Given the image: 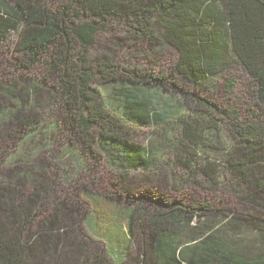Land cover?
I'll use <instances>...</instances> for the list:
<instances>
[{"label":"trees","instance_id":"1","mask_svg":"<svg viewBox=\"0 0 264 264\" xmlns=\"http://www.w3.org/2000/svg\"><path fill=\"white\" fill-rule=\"evenodd\" d=\"M113 23H123L135 40L173 47L178 54L173 74L194 92L179 88L175 80L166 82L162 75L120 67L106 55L91 58L97 33ZM9 35L16 37L15 72H4L13 80L0 79V90L14 104L0 106V141L11 140L25 148L32 140L34 151H39L55 141L62 123L71 137L64 154H73L77 163L85 165L102 161L95 149L105 150L121 177L131 172L149 174L159 156L164 159L167 146L181 152L177 162L185 169L191 170L197 159L206 161L199 171L208 183L223 184L235 201L239 194L244 205L262 209L255 208L260 216L253 218L249 210L241 213L228 205L214 209L201 202L192 208L176 199L166 200V194L138 192V188L125 190L128 206L124 207L113 196H104L109 216L116 220H97L94 213L89 217L90 227L97 223L94 233L104 243L100 252L108 262L101 264H122L136 233L149 239L142 241L140 264H264V0H0V46ZM233 67L245 72L251 86L246 113L201 96L205 85ZM18 69H39L40 77L26 74L17 83ZM233 82L225 81L226 94H232ZM96 83L118 85L112 91L124 110L122 117L104 104ZM49 95L55 98L47 105ZM174 95L189 101L195 111L187 112ZM56 104L63 112L59 120L47 123L42 114L28 116L30 108L43 110ZM129 122L159 132L157 138L169 124L181 125L183 133L178 140L165 135L163 142L150 140L141 147L128 142ZM68 157H57L61 163L65 159V172ZM215 158L226 161L223 181ZM33 168L24 167L13 180L0 182V207L5 204L9 219L0 220V264H40L38 253L62 264L56 262L62 257L58 246L65 249V236L70 237L72 230L65 218L47 217L44 231H31L46 202ZM36 184L30 194L25 192L27 185ZM156 193L161 198L154 200ZM133 197L140 203L132 204ZM193 219L196 224L191 225ZM27 230L32 237L24 241ZM54 237L59 243L53 246ZM181 238L193 242L180 249L176 244ZM82 251L72 250L71 256ZM60 252L69 256L66 250Z\"/></svg>","mask_w":264,"mask_h":264},{"label":"rangeland","instance_id":"2","mask_svg":"<svg viewBox=\"0 0 264 264\" xmlns=\"http://www.w3.org/2000/svg\"><path fill=\"white\" fill-rule=\"evenodd\" d=\"M15 43L16 37L9 35L8 39L0 46L1 80H13L12 78L9 79L6 77L4 72H15L13 68L15 63ZM102 55L109 56L113 63L120 67H136L142 71L162 75L163 78H166V82L175 80L179 88L194 92L190 85L183 83L176 74H173V68L178 61V54L173 47L165 45L164 43L154 47L148 42L135 40L132 31L126 28L123 23L110 24L106 30L97 33L95 44L90 49L89 56L95 58ZM26 74L40 77L39 69L29 72L18 69L16 71L15 81L21 83L19 77L25 76ZM228 79L234 81L231 95L226 94L224 89L225 81ZM45 85L49 87L52 84ZM94 86L99 89L104 104L110 110H113L115 116L122 117L124 110L122 106L118 105L119 102H117V98L113 95L112 91L118 85L107 84L101 86L96 83ZM201 93L202 97H206V99L221 107L236 112L238 109L241 113H246L245 109L250 104L251 86L245 72L240 67H233L215 77L212 84L205 85ZM54 98L52 95H49L45 99L47 100V105L49 104L48 101ZM174 98L183 103L187 112L192 113L195 111L189 101L183 100L177 95H174ZM13 104L0 90V106L9 107L13 106ZM30 111L28 114L29 117L33 114H42L43 121L47 123L52 120H59L63 113L57 104L45 106L43 110L30 108ZM128 125V142L138 144L141 147L151 144L150 140L161 143L166 140L167 135H169L170 139L178 140L183 133L181 125L169 124V127L160 130V138H157L159 132H155V130H151L147 126L136 123L130 124V122ZM63 127L64 125L62 123L59 124L60 130L54 135L55 141L50 143L49 147L39 151H34L35 146L32 140L30 145H26L25 148L19 146V144L14 146L15 144L11 140L0 141V182H9L15 178L16 174L21 173L24 167L34 166L35 182H38L39 179V185H43L42 188L45 189L46 202L43 205L44 211H41V214L37 217V221L32 225L31 231H44L46 229L47 217L55 214L63 216L69 228H72L71 236H65V249L60 244L58 246L60 251L63 250L65 252L66 250L69 256L63 257V252L58 251L62 257L56 262H62V264H99V262L101 264V262H108L107 256L100 252V248L104 247V243L99 240V236L95 234L96 232L93 228L98 225L95 222L90 227L91 221L89 222V217H93L94 213L97 220L104 217L108 218L110 223H113L116 217L109 216L111 214L109 209L110 205L104 196H113L114 201H117L120 207L128 206L126 199L123 197V195H126L125 190L136 192V188H138V192L157 191L160 195L166 194V200L176 199L183 206H190L192 208H195V205L201 202H208L214 209L226 208L225 206L228 205L230 208L236 207L241 213L249 210L253 218L260 216L256 209L262 212V209L257 208L258 206H252L250 204L244 205L241 202L242 198L239 194H237V201H235L234 195L228 191L225 185L214 186L208 183L206 177L199 171L206 164V161L197 159L196 164H192L191 170H187L177 162L181 152L177 149H169L167 146L166 149L163 147L164 159L159 156L156 162L157 164L153 170L152 168L150 169L149 174L143 172V175H141L138 172H131L129 177H121V174L116 171L115 166L111 164L112 159L107 157L108 155L105 150H100L99 148L95 150L102 161L98 163L88 161L85 165H80L73 158V154L71 157H68V154L63 153V148L66 144H69L68 142L71 139ZM226 136L227 139H230L229 134H225ZM223 143L225 145L227 141L224 140ZM25 151L26 155H23ZM155 152L159 154L157 147ZM58 156H61V158L68 157L69 162L65 164L69 167L67 172L64 171V165H62V163H65V159L61 163L57 159ZM209 161L212 162L213 159L209 158ZM27 162L28 165L25 164ZM214 163L219 164V179L223 181V166H226V161H220L215 158ZM17 169H19V172H16ZM122 186L126 189H122ZM35 187H37V184L27 185L25 192L30 194ZM79 188L82 189L79 190ZM97 195L101 197L95 199ZM159 197L156 193L153 199L157 200ZM93 199L97 200V202L91 204ZM131 201L132 204L140 203L135 197ZM132 204H129L130 208ZM4 207H6L5 204H2V207H0V220L3 219L7 223L9 221L5 220L9 219L6 216ZM86 210L88 211L87 214H85ZM33 211H35L34 208ZM193 224H196L195 219H193L191 225ZM8 228L11 229L13 227L10 225ZM24 232V241H28L32 236L28 230ZM76 234L77 238L75 239ZM137 234H135L134 238L131 237L130 243L128 244L129 248L127 249L128 258L122 260V264H140L141 253L139 250L143 246L142 241L149 243V239L146 234L141 233V236L139 235L141 238L136 236ZM43 237L47 236L44 235ZM53 239H56V237ZM53 242L51 244L53 246L59 243L57 239ZM191 242H193L191 239L181 238L178 240L176 246L184 249ZM40 247L42 248V245ZM80 249L83 251L75 254V258L71 256L72 250L76 253ZM38 255L41 257L38 259L40 260V264H54L49 254L38 253ZM30 258L28 257V259Z\"/></svg>","mask_w":264,"mask_h":264}]
</instances>
